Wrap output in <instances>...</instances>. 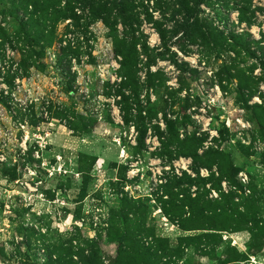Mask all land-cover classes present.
Segmentation results:
<instances>
[{"label": "rangeland", "instance_id": "1", "mask_svg": "<svg viewBox=\"0 0 264 264\" xmlns=\"http://www.w3.org/2000/svg\"><path fill=\"white\" fill-rule=\"evenodd\" d=\"M0 264H264V0H0Z\"/></svg>", "mask_w": 264, "mask_h": 264}]
</instances>
